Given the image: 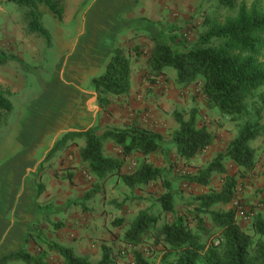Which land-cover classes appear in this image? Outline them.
I'll list each match as a JSON object with an SVG mask.
<instances>
[{
    "label": "rangeland",
    "instance_id": "rangeland-1",
    "mask_svg": "<svg viewBox=\"0 0 264 264\" xmlns=\"http://www.w3.org/2000/svg\"><path fill=\"white\" fill-rule=\"evenodd\" d=\"M94 1L96 0H62L64 14L60 24H55L48 15L43 14L41 22L51 39L50 45L47 46L42 37L28 30L27 22L24 20V10L7 3L6 0H0V89L12 104L10 113L0 112L2 179L13 177L3 176L10 168L9 162L14 163L13 167L19 170L21 160L17 157L24 149L34 147L36 159L46 152L45 157L53 144L64 135L61 134L49 142L47 141L50 137L45 135L49 131L45 122L49 123L52 129L58 122L57 107L47 108L48 103L53 104L50 99L55 93L53 90L46 95L47 99L45 97L40 101L38 106L41 108L34 111V116L30 120L32 122L29 123L28 135L25 137L22 136L23 128L20 127L19 122L28 104L44 91L52 81V77L65 75L75 41L91 27L92 17L88 15L94 8ZM251 1L248 0V3ZM136 4L135 22H155L158 30L162 31L164 40L174 43L172 44L174 53L184 48L188 49L197 41L203 32L204 19L208 17L223 19L225 16V13L215 6L213 0H137ZM171 4L181 7L174 10L171 9ZM126 18L127 14L120 15L119 21L124 22ZM183 39L184 44H182ZM134 40H138V45L144 40V44L139 46L143 53H146L153 41H156L142 35H135ZM120 43L119 39L115 44L116 47H119ZM132 65L136 66V69L134 67L132 69V71L136 70L137 75L134 76L140 74V85L143 88L134 93L132 101H122L113 97L106 111H101L96 103L94 110L96 116L91 129L100 136L107 128H125L135 122L143 128L161 134L165 141L163 153L149 156L145 160L163 170L162 179L148 186H137L132 191L118 178L101 183L79 160L78 151L83 147V140H74L73 144L61 149L47 163L42 164L44 157L36 161L33 169L26 173L27 177H33L35 192L32 208L20 221L25 236L24 242L7 253L25 249L33 257L42 255L41 260L46 264H60L61 259L55 253L49 252L45 243L59 244V240L67 238L68 235L76 241L77 237L83 236V233L88 231L85 228L95 224L100 231L111 233L112 248H110L114 264L120 262L134 264L133 260H128V255L134 249L123 248L122 239L139 212L146 211L148 214L159 215L157 227L164 223L171 224L175 216H178L191 222L190 228L193 232L197 230V224L191 216L194 209L192 202L200 194L211 190L219 191L223 175L212 173L206 186L193 184L189 182V178L198 175L216 156L226 151L238 130L252 118L253 112L231 121L216 109L206 108L201 92V81L181 89L176 85L175 74L171 70L153 78L140 73V62ZM61 100L58 95L56 104ZM191 108L197 110L198 123L209 130L213 136V143L201 154L185 161L175 154L173 146L170 145V136L176 129L172 114L175 111L186 112ZM62 109L61 106L60 110ZM261 118L260 124L263 125L264 107ZM250 146L254 149L256 159L253 170L237 169L229 160L223 163L226 174L234 175L236 179V191L230 208L236 210V223L246 233H250V224L258 214L264 218V134L254 140ZM103 153L105 156L121 158L119 149L110 141L104 142ZM141 160L143 159L139 156L127 158L122 174L132 172ZM39 174L41 176L38 180ZM22 181L19 182L18 177L11 181L0 179V207H5V202H1V193L10 197L17 190L20 196L24 188ZM163 183L168 184L173 194L176 215L161 212L157 199L167 191ZM37 187L42 188L39 196ZM215 209L224 210L226 207L218 206ZM200 217L208 230V234L203 235L202 242L213 241L214 245H217L218 230L213 228L208 215L201 214ZM7 220L11 221L12 226L17 225L15 216L10 215ZM71 224L75 229L79 227L78 232L71 231ZM66 225L69 227V232L63 231ZM97 236H100V232ZM254 240L256 241L257 237ZM260 241L264 243V239ZM102 247L104 246L99 243L98 254L94 257L88 256L89 260L96 261L97 258L99 260ZM164 249L161 245H154L146 234L143 235L140 246L135 248L149 264H176L177 254ZM197 264L204 263L200 261Z\"/></svg>",
    "mask_w": 264,
    "mask_h": 264
},
{
    "label": "trees",
    "instance_id": "trees-1",
    "mask_svg": "<svg viewBox=\"0 0 264 264\" xmlns=\"http://www.w3.org/2000/svg\"><path fill=\"white\" fill-rule=\"evenodd\" d=\"M6 2L25 11L24 20L28 30L42 37L49 46L51 39L42 25V15L46 14L55 24H60L64 14L62 0ZM213 2L225 16L223 19H204L203 32L191 47L184 48L179 53H174L170 47L156 41H153L146 53L140 47H115L102 72L90 81V87L96 95L98 108L106 111L111 105V97H121L129 92L130 68L132 63L140 62V73L153 78L164 75L166 71H173L175 83L181 89L201 81L206 108L216 109L231 121L253 112L252 118L238 130L226 151L216 156L198 175L189 178V182L193 184L206 186L212 173L223 175L219 191L211 190L200 194L192 202L194 209L191 216L197 224V230L193 232L191 222L178 216H175L171 224L164 223L157 227L159 215L143 211L131 223L122 243L135 249L140 246L143 235L146 234L154 245H161L164 250L175 252L176 264H197L200 261L204 264H264V243L260 241L264 239V218L258 214L252 220L250 233L238 227L236 210L230 208L236 191V179L234 175L226 174L223 165L224 161L229 160L237 169L253 170L256 159L250 144L264 134V124H260L264 107V0H252L250 3L248 0ZM183 42L184 39L182 44ZM11 110V102L0 89V112L10 113ZM172 117L176 129L170 136V145L179 158L191 160L211 146L213 136L205 126L199 125L196 109L175 111ZM77 139L84 143L78 151L79 160L101 183L118 178L132 191L137 186H148L163 177L161 168L145 160L149 156L163 153V136L135 122L125 128H107L100 136L91 128L65 133L53 144L42 164L50 161L56 153ZM105 141H110L119 149L121 158L104 155ZM131 156H139L143 160L132 172L122 174L125 160ZM40 176L41 174L37 176L38 180ZM163 187L167 191L157 199L161 212L176 215L173 194L168 184L163 183ZM41 192L42 188L37 187L38 196ZM218 206L226 209H215ZM201 214L208 215L213 228L218 230L217 245L213 241L202 242V237L208 234V230ZM45 244L49 252L61 259V264H114L108 247H102L100 259L92 263L88 257H78L69 247L50 242ZM131 257L134 264H149L137 250L131 252ZM41 259L42 255L33 257L22 249L0 256V264H46Z\"/></svg>",
    "mask_w": 264,
    "mask_h": 264
},
{
    "label": "crops",
    "instance_id": "crops-1",
    "mask_svg": "<svg viewBox=\"0 0 264 264\" xmlns=\"http://www.w3.org/2000/svg\"><path fill=\"white\" fill-rule=\"evenodd\" d=\"M136 1L137 0L94 1V8L88 15L92 17L91 27L75 41L73 53L65 69V75H54L52 81L44 88V91L37 96L33 102L29 103L24 110L19 122L20 127L23 128V137L28 135L27 131L29 130V123L32 122L30 120L32 116H34V111L41 108L38 106L40 101L45 97L47 99L46 95H48L51 90L55 91L50 97L53 104L50 105L48 103L47 108L55 109L57 107L58 110H56L58 113L56 116H58V122L53 129L49 126V123L45 122L49 129L45 135L50 137L47 142L54 138L56 139V137L61 134L84 131L93 126L96 116V112L94 111L96 109V95L89 87L90 81L102 72L105 64L112 56L116 47L115 44L119 39L121 40L119 47L122 49L139 47L144 44V40H141V45H138V40H134L135 35H142V37L148 36L155 39L157 43L168 46L171 50L173 49L172 44L174 43L172 42L171 44L167 39L164 40V35H162V31L158 30L155 22H135V18L137 17ZM170 7L171 9H179L181 6L179 7L177 4H171ZM126 14V20H124V22L119 21L120 15ZM182 51L183 50H180L179 52ZM133 67L136 69L135 65H132L130 68L129 93L122 97H114L115 99L120 98L122 101H132L134 93H137L143 88L140 85V74H138L137 77L134 76L137 74H135V69L132 71ZM134 78L136 79L134 80ZM58 95L62 100L60 103L56 104V97ZM61 106L63 108L62 110H60ZM45 153L36 159L34 157V147L24 149L23 153L17 157L21 160L19 170L13 167L14 163L9 162L11 163L8 165L10 168L7 170V173L3 175L13 177L2 179L0 176V179L5 181H11L16 177H18L19 182L23 179L22 184L24 186L20 196L17 190H15L13 196L10 197H6L1 193V202H5V207H0V256L15 249L17 245L24 242L25 236L22 232L20 221H22L23 217L28 215L32 208L35 192L33 177H27L26 173L33 169L36 161L42 159ZM16 197H18L17 200ZM10 215L16 217L17 222L15 223L17 225L12 226L11 221L7 220ZM93 225L94 226L89 225V228H85V230L88 229V231L83 233V236H81L82 239H80L81 237H77L75 241L72 236L70 237L68 235L67 238L59 240V245L71 248L78 257H94L98 254L97 247L99 243L104 247L112 248L111 233L108 231L102 232L97 225ZM71 226V231L73 233L76 231L78 232V226L76 227L77 229H75L74 225L71 224ZM66 230L69 232V227H67V225L63 231ZM99 232L100 236H97ZM122 247L131 248L125 244H122ZM128 260L132 261L131 254L128 255ZM97 261L98 258L96 261L90 260L92 263ZM61 263L62 261L60 264ZM120 264L122 263L120 262Z\"/></svg>",
    "mask_w": 264,
    "mask_h": 264
}]
</instances>
